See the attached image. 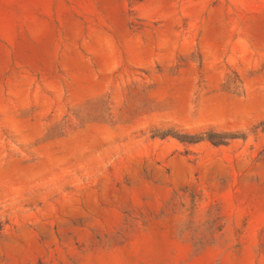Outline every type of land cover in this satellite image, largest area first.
<instances>
[{
    "label": "rangeland",
    "instance_id": "374dc122",
    "mask_svg": "<svg viewBox=\"0 0 264 264\" xmlns=\"http://www.w3.org/2000/svg\"><path fill=\"white\" fill-rule=\"evenodd\" d=\"M0 264H264V0H0Z\"/></svg>",
    "mask_w": 264,
    "mask_h": 264
}]
</instances>
